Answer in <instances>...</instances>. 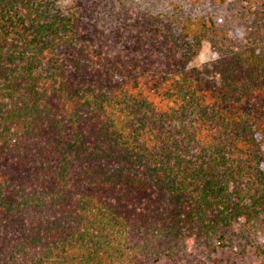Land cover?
Masks as SVG:
<instances>
[{
  "label": "trees",
  "instance_id": "obj_1",
  "mask_svg": "<svg viewBox=\"0 0 264 264\" xmlns=\"http://www.w3.org/2000/svg\"><path fill=\"white\" fill-rule=\"evenodd\" d=\"M263 165L264 0H0V264H264Z\"/></svg>",
  "mask_w": 264,
  "mask_h": 264
},
{
  "label": "rangeland",
  "instance_id": "obj_2",
  "mask_svg": "<svg viewBox=\"0 0 264 264\" xmlns=\"http://www.w3.org/2000/svg\"><path fill=\"white\" fill-rule=\"evenodd\" d=\"M216 58H217V55L215 51L213 50L211 44L208 42H205L202 46L201 52L196 57V59L193 61L192 66L198 67L207 62L213 61ZM263 168H264V165H263Z\"/></svg>",
  "mask_w": 264,
  "mask_h": 264
}]
</instances>
